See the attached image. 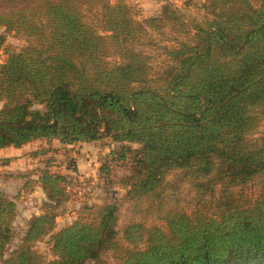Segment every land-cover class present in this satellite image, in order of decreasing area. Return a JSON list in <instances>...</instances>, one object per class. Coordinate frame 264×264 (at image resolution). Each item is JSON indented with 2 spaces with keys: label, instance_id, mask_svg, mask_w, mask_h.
I'll return each instance as SVG.
<instances>
[{
  "label": "trees",
  "instance_id": "trees-1",
  "mask_svg": "<svg viewBox=\"0 0 264 264\" xmlns=\"http://www.w3.org/2000/svg\"><path fill=\"white\" fill-rule=\"evenodd\" d=\"M205 7L200 21L166 6L139 23L122 1L0 0V25L26 41L0 64V150L38 139L121 144L110 154L131 155L129 200L150 202L166 223H130L123 246L114 242L118 207L104 204L57 230L69 178L44 171L27 184L43 190V213L4 264L99 263L108 248L119 264H264V195L242 192L264 178V129L255 138L264 127V0ZM95 8L100 28L86 20ZM166 26L169 62L155 73L134 45ZM172 174L215 200L214 212L166 207ZM17 212V199L0 190V260ZM52 232L55 259L46 261L34 244Z\"/></svg>",
  "mask_w": 264,
  "mask_h": 264
},
{
  "label": "rangeland",
  "instance_id": "rangeland-1",
  "mask_svg": "<svg viewBox=\"0 0 264 264\" xmlns=\"http://www.w3.org/2000/svg\"><path fill=\"white\" fill-rule=\"evenodd\" d=\"M116 4L119 1L129 6L130 14L139 23L146 19L160 16L166 6L175 10L182 19L203 20L207 16L206 0H105ZM101 10L98 8L87 10L86 20L101 27ZM163 28V27H162ZM159 31L149 29L144 38L134 45L137 50L150 56L155 73H159L168 64L167 55L170 47V34L168 26ZM0 64L5 62L9 52H16L26 45L23 37L9 33L0 25ZM264 127L255 135L258 138ZM58 141V140H56ZM121 144L108 140L103 146L101 143L91 145H76L71 148H56L47 140H34L22 147H7L2 149L1 157H10V163L0 159V190L10 198L17 199L18 212L14 223L15 238L8 246L7 253L0 264L9 258L14 250L21 244L27 231L29 220L34 215L43 213L42 206L45 194L36 182L44 171L57 173L69 178L67 191L70 194L69 202L63 204L58 210L57 230L83 219L88 208H96L104 204H114L118 207L117 236L114 242L128 246L124 239V231L132 222H140L147 227L159 226L166 229V223L159 218L164 212L155 211L150 202L130 201L128 196L127 181L133 172L131 155L126 161L119 162L111 156V152L118 151ZM135 149L139 145H133ZM37 153L32 156V153ZM80 161V173L77 171V160ZM8 159V160H9ZM95 159L91 164L90 160ZM12 162V164H11ZM104 168L103 172L101 169ZM73 172H76L73 174ZM33 180V181H32ZM168 180L173 187L166 189V207L176 208L191 213L197 209H207L214 212L213 203L209 196L198 192L188 183L176 182L177 175L172 174ZM6 190V191H5ZM242 192L246 197L255 199L264 195V178L245 187ZM205 200V201H202ZM53 232L34 244V250L41 254L46 261L55 259L50 246ZM144 247V245H142ZM86 264H119L118 255L110 248L102 252L99 263L87 262Z\"/></svg>",
  "mask_w": 264,
  "mask_h": 264
},
{
  "label": "crops",
  "instance_id": "crops-1",
  "mask_svg": "<svg viewBox=\"0 0 264 264\" xmlns=\"http://www.w3.org/2000/svg\"><path fill=\"white\" fill-rule=\"evenodd\" d=\"M50 144V143H49ZM92 143H82V144H80L81 146H86V145H91ZM51 145L53 146V147H56V148H71V147H73V146H70V145H63V144H61L60 143V141H56V140H53L52 142H51ZM1 153H2V150H0V159H9L10 157H12V156H3V157H1ZM80 161H81V159L79 158L78 160H77V165L79 164L80 165ZM91 162V164H88V165H92L93 163L92 162H95V159H92V160H90ZM11 164H12V162H11ZM79 165L76 167L77 168V171L76 172H79L80 173V168H79ZM93 166V165H92ZM76 172H73V174H75ZM77 174V173H76ZM3 190V189H2ZM1 190V191H2ZM6 191V190H5Z\"/></svg>",
  "mask_w": 264,
  "mask_h": 264
}]
</instances>
